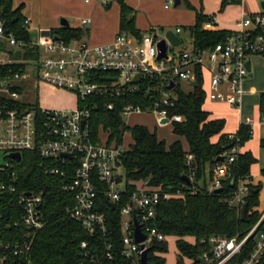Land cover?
Masks as SVG:
<instances>
[{
	"label": "built area",
	"instance_id": "1",
	"mask_svg": "<svg viewBox=\"0 0 264 264\" xmlns=\"http://www.w3.org/2000/svg\"><path fill=\"white\" fill-rule=\"evenodd\" d=\"M93 1L108 6L116 0H85L86 4ZM174 2L169 0L170 5ZM211 18L205 25L206 31L217 30L216 19ZM82 23L90 25L91 20L85 19ZM25 24L28 26L29 22L25 21ZM5 26L6 20L0 11V66L14 63L17 58L14 51H22L24 47ZM172 32L179 37L183 29L177 28ZM163 39H166L167 56L159 59L158 45ZM4 44L8 47V57H3ZM183 44L181 40L179 46H174L166 34L157 33H148L136 44L126 35H120L112 44L102 46H94L85 39L66 43L55 40L54 36L41 37L36 46L41 49L42 56L32 69L34 72L31 73V69L27 68L0 82V99L4 102L0 107V157L4 159V162H0V209L4 196L13 194L21 212V223H10L3 231L23 226V231L14 235L12 243L0 235V264L9 260L31 264L29 256L38 232L46 225L42 212L43 194L18 192L16 164L22 163L24 153L37 154L45 175L59 178L62 191L75 196L76 204L70 215L81 224L84 231L91 237L104 239L105 259L92 255L88 243L82 244L84 256L91 264H108L113 261L109 220L107 214L100 210V198H104L110 207L114 204V209L117 204L121 205L119 213L124 232L122 255L132 260L133 264H142V256L147 249H151L154 240H169L157 228V209L163 201L183 198L186 193L169 192L145 182L138 184L124 202L125 186L121 188L124 179L117 172L123 168L127 148L115 142L108 144L105 140L101 143L92 141L91 114L99 107L93 100L104 96L120 97L125 91L131 93L136 89V81L141 78L156 79L158 84L152 96L154 110L129 105L124 108L122 117L126 121L135 114H151L161 126L173 125L183 121V117H170L167 112V109L176 106V90L182 89V82L188 83L193 89L200 79L205 86L207 100L241 110L244 83L252 73L247 64L251 57H264V11L242 17L234 29L228 31L223 42L213 48L195 49L192 38L191 50L178 51ZM103 73H115L117 77H102ZM103 78L106 80L102 81ZM32 79L39 85L75 93L78 107L74 110H60L42 107L40 104L36 108L35 104L27 103L24 100L25 91L28 90L25 81ZM192 83L196 85L192 86ZM172 84L174 88L170 89ZM162 106L165 109L159 110ZM114 107L113 103L108 105L109 110ZM164 119L169 122L163 124ZM253 125L251 118L241 123V126L251 128ZM228 141L233 144L221 155L223 161H216L212 168L213 179L208 188L209 193L222 188L223 179L231 176V166L242 154L237 134H229ZM12 154H20L21 161L12 159ZM194 159L193 154H187V165L191 166ZM119 177L121 183L118 182ZM250 179L248 177L239 181L237 191L228 201L231 206L243 208L250 193ZM1 217L0 213V224ZM135 219L147 237L143 243L136 241ZM258 233L257 245L251 255L243 261H236L248 241ZM202 243L208 246L203 256L207 264H264V210L259 222L243 240L239 237L214 236Z\"/></svg>",
	"mask_w": 264,
	"mask_h": 264
},
{
	"label": "trees",
	"instance_id": "2",
	"mask_svg": "<svg viewBox=\"0 0 264 264\" xmlns=\"http://www.w3.org/2000/svg\"><path fill=\"white\" fill-rule=\"evenodd\" d=\"M240 0H223L222 10L230 3ZM121 4V31L142 38L136 28L135 13L123 0ZM21 8L14 10L13 0H0V11L6 20V30L24 44V61L27 62L34 55L36 48H30L31 39L27 25L21 14ZM211 17L202 13L197 14L194 27L190 29L194 47L198 50L213 48L223 42L228 31H206L205 25ZM53 33L59 40L71 43L74 40H83L87 31L82 29L62 28ZM39 48V47H38ZM37 60L41 55L37 51ZM27 69V63H12L0 66V82L12 78L16 73ZM116 78L117 74L103 73L102 77ZM106 80L105 78L102 79ZM156 79H139L133 92L125 91L120 97L104 96L94 99L99 107L91 114L90 132L94 143L103 142L106 137L108 144L123 145L125 135L129 132L132 144L129 145L123 157L125 172L124 202L129 199L138 184L148 182L150 186L162 187L169 192L182 191L185 197L163 201L157 209V228L164 236L173 238L178 252L177 264H204L203 256L208 246L203 240L214 236L225 238L239 237L243 240L249 235L261 218L257 210L260 206L261 185H250V193L245 199L247 205L246 217L243 220L241 210L229 204V200L238 189L239 181L251 177V169L258 161L252 153H242L231 166V176L222 181V192L209 193L208 180L213 179L212 168L218 158L228 151L232 145L228 141L229 134L224 132L225 121L213 119L211 114L204 110L207 100L206 89L199 79L192 91L176 90L177 102L174 108L167 109L168 115L181 116V123L172 125L175 136L182 138L188 145L185 150L181 140L168 145L160 140L156 132L148 127L135 126L130 128L122 117L125 107L134 105L144 110H154L152 96ZM156 96V95H155ZM159 97L158 95L156 96ZM92 101V100H91ZM110 103L115 104L113 110L108 109ZM4 102L0 99V107ZM39 107V103H35ZM264 105H261L263 111ZM162 106L159 110H164ZM252 128L241 126L237 132L243 147L251 138ZM218 138L217 142L214 139ZM264 150V140L261 143ZM193 154L195 159L191 166L186 163V155ZM41 160L37 154L24 153L23 161L16 164L18 176V192H35L43 194L42 212L46 220L45 227L38 232L33 250L29 256L31 264H91L84 256L81 248L88 243L89 251L105 259L106 245L101 237H91L81 224L70 215L76 204L75 196L62 191L61 180L57 177L45 175L40 168ZM210 170L208 172L207 170ZM264 175V170L262 171ZM186 178L193 179L190 184ZM191 192H195L191 194ZM101 211L105 212L109 220V235L113 244V261L108 264H133L132 260L123 255L124 232L122 229L120 208L112 209L109 203L100 198ZM1 233L7 242L14 241V235L23 231V226L12 227L5 232L6 225L15 222L21 223V212L15 202V195L7 194L1 200ZM260 231V230H259ZM258 235L252 237L245 245L242 255L236 261L247 259L254 251ZM169 251V243L154 240L149 252V261L152 264H166L164 255ZM27 261V259H25ZM264 262V260H263ZM5 264H19L16 260H9Z\"/></svg>",
	"mask_w": 264,
	"mask_h": 264
},
{
	"label": "crops",
	"instance_id": "3",
	"mask_svg": "<svg viewBox=\"0 0 264 264\" xmlns=\"http://www.w3.org/2000/svg\"><path fill=\"white\" fill-rule=\"evenodd\" d=\"M180 1L181 3L177 7L175 6V9H172L169 0H123L125 5L134 11L136 28L142 37L148 33L167 35L168 32L175 31L177 28L191 29L196 24L198 13H202L208 17H214L216 19L217 30L231 31L234 29L236 22L242 17L264 11L262 6L264 0H240L238 3H230L224 10H222L223 0ZM174 4H176V0ZM180 6H184V9H178ZM13 7L14 10L22 9L21 14L24 21L29 22L27 30L30 34L31 43L33 42L34 45L43 37V31L50 30L52 31V36H55L53 31L62 28L87 31V35L83 39L88 40L94 46L112 44L120 35H126L133 44H136L141 39L121 31L120 0H116L108 6H103L95 1L86 4L85 0H13ZM85 19L91 20V24L84 25L82 22ZM63 23H68V26H65ZM33 33L39 35L37 42L32 39ZM178 38L181 39L180 36ZM19 51H14L15 56ZM20 52L21 56H16L17 58L14 60V63H27L29 65V61H24L23 50ZM253 77L254 74L250 78ZM25 84L26 89H28L27 91L35 90L37 92V94L35 92L32 102L25 101L30 104L38 102L42 107H46L41 104L40 100V93L43 88L53 94L59 91L51 86L39 85L33 79L25 81ZM27 91H25L24 99L27 98ZM247 95H258V90L256 88H252L251 90V88L247 89L246 87V89L244 88V97ZM262 104L264 105V93H261V102L256 106L252 117L249 114L245 115L243 109L236 110L227 104L215 103L209 100H206L204 110L209 112L213 119L225 121L224 132L226 134H237L244 119L251 118L253 120V135L242 147V153H252L257 159L258 162L251 169L250 183L253 186L261 185L263 188L262 182L258 180L260 172L264 170H261L259 166L261 150H263L261 143L264 140V108L262 111ZM46 108H49V106ZM49 109H54L53 105ZM155 120L157 121L156 118ZM157 124L159 127L172 126H161L158 121ZM177 140H181L185 150L188 151V145L185 140L181 138ZM217 140L218 138H215L214 142H217ZM207 171L210 172L209 168ZM207 180L209 188L211 181L209 177H207ZM193 181L191 179V182ZM257 210L260 213L263 212L264 201L260 200V206Z\"/></svg>",
	"mask_w": 264,
	"mask_h": 264
},
{
	"label": "rangeland",
	"instance_id": "4",
	"mask_svg": "<svg viewBox=\"0 0 264 264\" xmlns=\"http://www.w3.org/2000/svg\"><path fill=\"white\" fill-rule=\"evenodd\" d=\"M172 9H175V4L170 6ZM178 9H184V6L178 7ZM180 38L184 41V44L177 49L178 51L181 50H191L192 48V38L190 34V29H183V32L179 34ZM39 38V35L36 33H33V41L37 42ZM36 48L34 55L31 59H29V66L28 69H31L30 72H34L32 69L36 66L38 60H37V51H39V55L42 56L41 49L38 48L36 45L32 44L30 45V48ZM8 50V47L6 44L3 46V57H8L6 55V51ZM251 65H252V72L254 74L253 78H249L246 80L244 83V88L252 90V88H256L258 90V95H247L243 98V105L242 109L244 110V114L249 116H253L254 110L257 105L260 104L261 102V93H264V57H251ZM181 87L183 90L186 92L192 91V88L189 86L188 83L182 82ZM35 90L27 91V98L24 100H27L29 102H32L35 96ZM37 94V92H36ZM47 100H46V99ZM33 99V100H32ZM40 100L41 104L43 106H46L51 108V105H53L54 109H60V110H74L75 108L78 107V100L77 96L75 93L68 92L65 90H59L55 94L46 91L45 88L41 90L40 93ZM46 100V101H45ZM246 118V117H244ZM126 125L130 128H133L137 125L139 126H145L148 127L152 132H156L158 138L160 140H165L168 145L172 144L175 142L177 139H180L179 137L175 136L173 133V128L172 126L168 127H159L157 124V121L155 120V117L151 114L149 115H132L129 118L126 119ZM103 140H106V137H102ZM182 139V138H181ZM125 147L129 148V145L132 144V138L131 134L128 132L125 135V141H124ZM0 162H4V159L0 157ZM259 166L262 169H264V150H261V156H260V161H259ZM118 174L123 176L124 179V184L121 185V188H124L126 184V179H125V172L124 169H119ZM262 184L263 188L260 192V200L264 201V175L262 174V171L260 172V177L259 179ZM169 251L168 253L165 254L164 258L166 259V264H177L178 261V252L176 248V242L174 239H169Z\"/></svg>",
	"mask_w": 264,
	"mask_h": 264
},
{
	"label": "water",
	"instance_id": "5",
	"mask_svg": "<svg viewBox=\"0 0 264 264\" xmlns=\"http://www.w3.org/2000/svg\"><path fill=\"white\" fill-rule=\"evenodd\" d=\"M180 3H181L180 0H176V4H175V6L177 7ZM262 6H263V8H264V3H263ZM63 24H64L65 26H68V23H63ZM52 35H53V34H52V31H50V30L43 31V33H42V36H43V37H47V38H50ZM166 38H167V39H168V40H169L174 46H179L180 43H181V41H180V39L178 38V36L175 35L173 32H168L167 35H166ZM54 39H55V40H59V38L56 37V36H54ZM158 49H159V51H160L159 59H161V58H165V57L167 56V54H166V39H163V40L159 43V45H158ZM16 56H17V57H20V56H21V52H20V51L17 52V53H16ZM247 67H248V70H249V71H252L251 63H248V64H247ZM252 76H253V74L251 73L250 77H252ZM195 85H196V83H192V86H195ZM169 88H170V89L174 88V84H172ZM168 122H169L168 119H164V120L162 121L163 124H166V123H168ZM230 147H231V145L228 146L227 148H230ZM10 157H11L12 159L17 160L18 162L21 161V155H20V154H12ZM217 161L220 162V161H223V159H222V158H218ZM186 181H187L188 184L191 183V179H190V178H186ZM118 182H119V183L122 182V179H121L120 177L118 178ZM220 192H222V189H217V190L215 191V193H220ZM29 195H30V194H29ZM111 207L114 209V208H115V205L112 204ZM246 212H247V205L245 204V205L243 206L242 210H241V217H242L243 220H244L245 217H246ZM135 224H136V228H135V238H136V241H137V243H143V242H145V241L147 240V237H146V235H144V234L142 233L141 228H140V225H139L137 219H135ZM150 251H151V249L149 248V249H147V250L144 252V254H143V256H142V264H152V263L149 261V252H150ZM203 263H204V264H207V263L204 262V261H203ZM21 264H25V263L22 262Z\"/></svg>",
	"mask_w": 264,
	"mask_h": 264
}]
</instances>
